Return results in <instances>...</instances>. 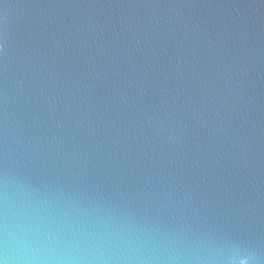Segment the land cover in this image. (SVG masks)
I'll use <instances>...</instances> for the list:
<instances>
[{
    "label": "water",
    "instance_id": "obj_1",
    "mask_svg": "<svg viewBox=\"0 0 264 264\" xmlns=\"http://www.w3.org/2000/svg\"><path fill=\"white\" fill-rule=\"evenodd\" d=\"M0 264H264V0H0Z\"/></svg>",
    "mask_w": 264,
    "mask_h": 264
}]
</instances>
